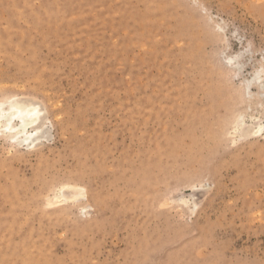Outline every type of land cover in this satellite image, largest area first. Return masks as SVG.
I'll list each match as a JSON object with an SVG mask.
<instances>
[{
	"label": "rangeland",
	"instance_id": "obj_1",
	"mask_svg": "<svg viewBox=\"0 0 264 264\" xmlns=\"http://www.w3.org/2000/svg\"><path fill=\"white\" fill-rule=\"evenodd\" d=\"M10 96L0 264H264V0H0Z\"/></svg>",
	"mask_w": 264,
	"mask_h": 264
},
{
	"label": "bare ground",
	"instance_id": "obj_2",
	"mask_svg": "<svg viewBox=\"0 0 264 264\" xmlns=\"http://www.w3.org/2000/svg\"><path fill=\"white\" fill-rule=\"evenodd\" d=\"M254 78L258 81L261 75H255ZM250 83L251 80L247 82L245 90ZM261 83L262 82H260L259 87L263 88ZM256 103L258 104V102ZM44 110L45 109L40 103L32 100L20 99L17 96L0 99V140L19 148L21 146H27L34 150L38 148V146L42 144L41 141L45 137V134L48 132L47 117L43 116ZM243 121V115L240 114L234 120L232 129L236 130L235 132H240L245 135L249 130H242ZM261 130L262 126L257 125L252 133H258ZM62 190H69V193L68 191V194L63 192L60 193L56 197L57 200H59L58 204L75 203L87 197V192H85L84 189L76 188L75 186L67 185L63 187Z\"/></svg>",
	"mask_w": 264,
	"mask_h": 264
}]
</instances>
